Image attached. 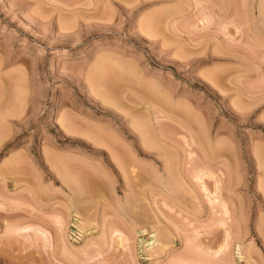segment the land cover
I'll list each match as a JSON object with an SVG mask.
<instances>
[{"label": "rangeland", "instance_id": "374dc122", "mask_svg": "<svg viewBox=\"0 0 264 264\" xmlns=\"http://www.w3.org/2000/svg\"><path fill=\"white\" fill-rule=\"evenodd\" d=\"M260 1L0 0V264H264Z\"/></svg>", "mask_w": 264, "mask_h": 264}, {"label": "bare ground", "instance_id": "6f19581e", "mask_svg": "<svg viewBox=\"0 0 264 264\" xmlns=\"http://www.w3.org/2000/svg\"><path fill=\"white\" fill-rule=\"evenodd\" d=\"M263 1H264V0H261V1H260V5L262 4ZM157 173H158V172H157ZM161 178H162V177H161ZM162 180H163V179H162ZM216 202L222 206V208L224 209L225 214H228V213H229V212H228V209L226 208V206H225L223 203H221V201H220L219 199H218Z\"/></svg>", "mask_w": 264, "mask_h": 264}]
</instances>
